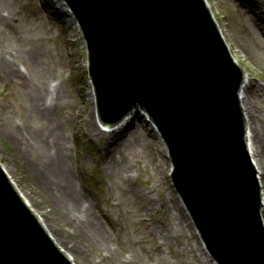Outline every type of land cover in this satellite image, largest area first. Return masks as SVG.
<instances>
[{"label":"water","instance_id":"1","mask_svg":"<svg viewBox=\"0 0 264 264\" xmlns=\"http://www.w3.org/2000/svg\"><path fill=\"white\" fill-rule=\"evenodd\" d=\"M65 1L84 33L103 123L145 109L213 259L264 264V199L262 207L246 144L248 76L232 62L208 1ZM46 232L0 166V264H72Z\"/></svg>","mask_w":264,"mask_h":264},{"label":"rangeland","instance_id":"2","mask_svg":"<svg viewBox=\"0 0 264 264\" xmlns=\"http://www.w3.org/2000/svg\"><path fill=\"white\" fill-rule=\"evenodd\" d=\"M209 1L233 54L254 84L251 101L258 122L264 128V38H258L250 28L251 16L241 7L242 0ZM256 1L258 13L264 18V1ZM61 4L56 0L51 3L48 0H0V162L64 249L73 253L70 245L62 241V236L78 240L81 244L79 252L89 264H183L176 260L175 254L180 238L192 248L190 254H183L186 260L193 263L192 254H196L204 262L209 261L206 264H213L194 234L187 211L180 207L181 200L170 180L171 163L159 135L151 126L144 121L140 127L141 142L136 143L135 148L125 151L122 147L113 152L117 159L120 155L126 158L124 163L122 157V164H111L102 149L104 136L90 130L87 120L94 113L96 101L90 96L85 45L82 38L70 36V33L77 34V23L69 16L68 9L64 6L66 15L55 13V7L57 9ZM33 50L62 90L64 97L53 124L65 136L64 151L68 156L64 160L69 161L71 175L77 186L88 193L87 202L96 224V234L103 239L99 245L82 240L78 222L71 224L59 210L57 215L51 213L49 200L55 198L51 193L54 189L34 181L42 162L40 155L30 149H38L32 135L50 122L31 118V99L24 86L27 82L18 77L9 79L1 68L5 59L19 75L30 77L35 65L28 61L25 53L30 55ZM43 84L46 89L47 84ZM64 102L65 106L61 107ZM96 123L102 130L97 117ZM131 135L128 133L127 137ZM255 142L264 188V129ZM26 143L31 147L24 149ZM146 196H149L148 203ZM168 203L175 224L174 235H168L172 241L169 244L163 242L157 229L153 231L146 227L161 221L152 204L163 207ZM154 242L162 244L161 254L156 252ZM108 251L113 253L116 262L111 260Z\"/></svg>","mask_w":264,"mask_h":264},{"label":"bare ground","instance_id":"3","mask_svg":"<svg viewBox=\"0 0 264 264\" xmlns=\"http://www.w3.org/2000/svg\"><path fill=\"white\" fill-rule=\"evenodd\" d=\"M48 1L51 2L52 0ZM207 1L215 18V21L218 25L220 33L227 43V45H225L227 46L229 54H231L232 57L235 58L236 62L239 63V60L233 54L231 45L226 40L222 25L218 22V19L216 18V14L212 9L210 1ZM254 1L256 3H254ZM246 4H248L249 7H246ZM64 6L65 4L62 2L61 8L65 9ZM241 7L244 8L245 12L249 13L251 16L249 26L254 31L255 35L258 38H264V18H261L258 13L259 3L256 0H250L247 2H242ZM57 13L65 15L64 10L59 8L57 9ZM71 24L72 23H69V25ZM25 55H27L28 61L32 62L33 66L35 65V69L33 70V73L30 77H27L28 75L26 74L19 75V71H16V69L12 66L11 62L5 59L2 61L1 68L9 79L13 77H18L23 82H27L24 83V86L31 99V118L33 116L35 120H39L41 122L46 123L50 122V125L42 126L33 132L32 136L34 137V141L37 144L38 149L35 150L30 145H28L31 147L30 149H32V151H35L40 155L39 159L42 162V168L38 171V175L35 174L34 181L37 185L40 183L41 186L44 185L45 187H49L50 189L52 187L54 189V193L52 191L51 193L54 195L55 198L54 200H49L50 205L52 207L50 211L51 213L57 215L59 210V213L64 215L62 217L66 218L67 221H70L71 224H75L76 222H78V224H80L79 227H81L80 229L82 232V240H84L85 243H88L90 245H94L95 243L99 245L101 244L103 239L100 238L101 235L97 236L96 234V224L94 222V217H92V212L87 202L88 193L83 189V187L77 186V182L74 175H71L69 169V161L64 160L68 156L67 154H65L64 151L65 136L60 131V128L58 126H54L53 124L56 112L59 106L61 105V99H63L64 97L62 95V90L58 86V83H54V81L51 79L52 76L49 75L47 69L44 68V66L40 63L39 56L36 51H31L30 55L28 52H26ZM36 75L39 76L35 78ZM42 82L47 84L46 89L44 88V84L42 86ZM89 86H91L90 96L92 100H95L92 84L89 83ZM253 89L254 84L250 82L248 76V82L244 86L243 91L252 128L249 143V151L256 168L260 169V162L256 155L258 148H256L257 145L255 141L257 136L261 133V130H263L264 128L262 123L258 122L259 118H257L256 110L253 108L254 106L251 101L250 94ZM64 106L65 102L61 107ZM96 111L97 104L95 109L94 103V113L92 117L87 120L88 125L92 132H96L97 134H99L100 137L104 136L105 139L102 149L106 152V155L109 161H111V164H117L118 162L122 164L123 156L120 155V157L117 159L113 153L115 150L119 151L122 147L125 151L132 150L133 148H135L136 143L141 142L140 139L142 136L140 133V127L145 124L144 121L148 122L152 130L158 134V131L153 122L149 119L148 114L144 113V111L136 110H134L132 116L124 117L123 120L117 126L115 124H108L107 126L109 127V129L104 132L100 129L98 125H96ZM128 133L132 135L127 137ZM161 142L162 144H164L162 139ZM27 144L28 143L24 144V149L28 147ZM34 147L36 148V145H34ZM165 154L167 155L166 151ZM123 159L125 163L126 158L123 157ZM260 181H262V177ZM19 192V196L23 200V202L27 205L32 206L30 199L27 198L26 194L22 191V189L19 188ZM145 202H149V196L145 197ZM180 207L184 210L181 201ZM152 208L155 213H159V218L161 219V221L159 222L160 224L152 223L151 225H146V227L151 228L153 231L157 229V232H159V234L161 235L160 238L163 240V242L167 241L168 244L172 243L171 238L168 235L170 234L171 237L174 235L175 224H173L172 222V208L170 207V204L168 203L166 204V206L163 207L155 206L154 204H152ZM32 210L39 219V222H41V224L43 225L44 229L48 231L54 243H56V245H59V249L63 251L61 252L64 255H66L70 260H72L74 264H89L86 258L84 259L79 252L81 250V244H79L78 240L75 239L73 241L69 238L68 235L64 237L62 236V241L66 242V245H70V250L73 251V253H70L69 251L64 249V246L60 244L58 239L54 237L43 217L34 209ZM194 234H196V236L198 237L196 231ZM85 235L88 237V239ZM153 237H156V235L153 234ZM154 246L158 254H161L163 252L162 244L154 242ZM190 248V246L185 245L183 238H180V241L177 240V250L175 252L176 260L181 261L183 264H201V262L203 264L204 261L201 260L200 257H198L196 254H192V258L194 260L193 263L185 259L183 254H190L192 251V248ZM202 249L208 259L209 255L207 254L203 243ZM108 255L111 256V260L113 262H116V258L113 256V253L111 251H108ZM208 262H204V264ZM211 262L213 264H216L212 260Z\"/></svg>","mask_w":264,"mask_h":264}]
</instances>
